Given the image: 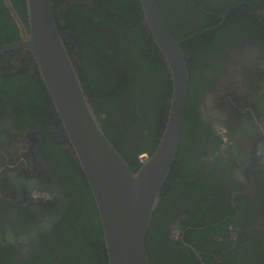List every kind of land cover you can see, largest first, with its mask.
<instances>
[{
	"label": "flooded vegetation",
	"instance_id": "af4514ba",
	"mask_svg": "<svg viewBox=\"0 0 264 264\" xmlns=\"http://www.w3.org/2000/svg\"><path fill=\"white\" fill-rule=\"evenodd\" d=\"M114 1L139 16L109 14L99 0H53L103 128L138 169L159 144L172 79L139 0ZM157 1L183 40L189 85L177 156L149 227L152 263L264 264V0ZM24 30L26 0H0V48ZM106 48L121 58L108 61L111 74L98 60ZM128 77L119 97L111 84ZM40 80L28 52L0 55V264H108L94 197Z\"/></svg>",
	"mask_w": 264,
	"mask_h": 264
},
{
	"label": "water",
	"instance_id": "95a60500",
	"mask_svg": "<svg viewBox=\"0 0 264 264\" xmlns=\"http://www.w3.org/2000/svg\"><path fill=\"white\" fill-rule=\"evenodd\" d=\"M139 2L170 71L172 95L159 144L138 169L103 128L60 33L53 0H26L24 39L0 48V55L21 49L34 58L94 197L108 264H153L147 248L149 227L177 156L187 103L183 40L170 32L157 0Z\"/></svg>",
	"mask_w": 264,
	"mask_h": 264
},
{
	"label": "trees",
	"instance_id": "16d2710c",
	"mask_svg": "<svg viewBox=\"0 0 264 264\" xmlns=\"http://www.w3.org/2000/svg\"><path fill=\"white\" fill-rule=\"evenodd\" d=\"M100 1V3L98 4V6L99 7H103L109 14H115V15H123V19H124V17H125V19H127V18H130L131 16H132V14H133V18L135 17V18H137L139 15L137 14V13H129V16H128V13L127 12H125L123 9L121 10V9H119V7H115V3L117 2V1H114V0H106L105 2L103 1V0H99ZM139 5H140V3L139 2H137ZM131 6H133L132 4H131ZM73 13H76L77 14V12H76V9H73V10H71ZM138 12H140L141 13V10H138ZM24 13H25V10H24ZM138 15V16H137ZM93 17H95V16H93ZM6 18V17H5ZM133 18H130V19H133ZM99 19H104L103 17L102 18H99ZM124 19V20H125ZM118 33L119 34H121L122 33V31H118ZM67 40H68V38H66ZM70 39V38H69ZM96 41V40H95ZM71 43V42H70ZM96 44H97V46H98V48H100V50H101V45H100V43L99 42H97L96 41ZM72 46V45H71ZM103 47H106L105 45H103ZM72 48H73V46H72ZM104 55H105V57H102L101 55H99V59L98 60H100V62L107 68V70L110 72V74L111 73H113L115 70L113 69L114 68V66H116L115 64H112L111 66H109L108 65V61H110L112 58L113 59H117V60H121V58L119 59L118 58V56H116V55H113L112 54V52H111V50L110 49H108V48H106L105 50H104ZM114 60V61H115ZM113 61V62H114ZM99 79H96V78H94V79H92L91 81H89V86H90V88H92V86H93V84H99ZM39 85L40 86H42L43 88L45 87L44 85H43V82L40 80L39 81ZM102 86V85H101ZM130 87V83H129V77L128 78H126L122 83L120 82L119 84H118V82L117 81H114L113 82V84H111V89L114 91V92H117L118 93V95H119V97H122V95L127 91V89ZM31 94L32 95H34L35 94V92H31ZM118 97V98H119ZM114 100H117V98L116 97H114ZM118 146V145H117ZM135 169H137V168H135ZM169 179V178H168ZM165 187H166V185H165ZM81 225V224H80ZM97 227H98V229L100 228V224H99V221L97 222ZM97 232V234H98V236L100 237L99 239H100V241L103 243V239H102V234H101V228H100V230H97L96 231ZM151 232H152V229H151ZM92 235V234H91ZM93 236V235H92ZM97 236V237H98ZM147 248H148V246H147ZM150 255H153L152 254V251H151V249H150ZM154 253V252H153ZM99 256L100 257H102V259L101 260H105L106 262H107V255H106V251L104 250V251H102V252H100V254H99ZM95 264H96V262H95ZM161 264V263H160Z\"/></svg>",
	"mask_w": 264,
	"mask_h": 264
},
{
	"label": "rangeland",
	"instance_id": "374dc122",
	"mask_svg": "<svg viewBox=\"0 0 264 264\" xmlns=\"http://www.w3.org/2000/svg\"><path fill=\"white\" fill-rule=\"evenodd\" d=\"M75 56V60H76V55H74ZM76 62H78V59L76 60Z\"/></svg>",
	"mask_w": 264,
	"mask_h": 264
}]
</instances>
